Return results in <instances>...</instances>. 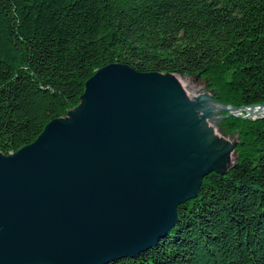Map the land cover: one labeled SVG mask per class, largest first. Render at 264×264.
I'll return each mask as SVG.
<instances>
[{
    "label": "trees",
    "instance_id": "trees-1",
    "mask_svg": "<svg viewBox=\"0 0 264 264\" xmlns=\"http://www.w3.org/2000/svg\"><path fill=\"white\" fill-rule=\"evenodd\" d=\"M110 63L261 104L264 0H0V152L32 142ZM218 131L237 138L227 173L204 176L155 246L107 264H264V117L230 115Z\"/></svg>",
    "mask_w": 264,
    "mask_h": 264
},
{
    "label": "water",
    "instance_id": "water-1",
    "mask_svg": "<svg viewBox=\"0 0 264 264\" xmlns=\"http://www.w3.org/2000/svg\"><path fill=\"white\" fill-rule=\"evenodd\" d=\"M200 96L217 108L213 127L176 74L97 69L76 106L32 142L0 152V264H107L155 246L204 176L237 159V138L216 133L220 120L264 117L245 112L264 102Z\"/></svg>",
    "mask_w": 264,
    "mask_h": 264
},
{
    "label": "rangeland",
    "instance_id": "rangeland-1",
    "mask_svg": "<svg viewBox=\"0 0 264 264\" xmlns=\"http://www.w3.org/2000/svg\"><path fill=\"white\" fill-rule=\"evenodd\" d=\"M176 77L178 79V81L181 84V87L184 89V91L187 93V95L189 97H201L200 95H202L206 90L205 87V82L204 80H202L199 77H190V76H180L176 74ZM209 92V91H208ZM204 99V98H202ZM216 133L219 137H221L222 139H224L225 141L231 143L233 141V139L236 136H231V135H223L222 133H220L218 131V126H216L215 128ZM235 160V155H231V163Z\"/></svg>",
    "mask_w": 264,
    "mask_h": 264
},
{
    "label": "bare ground",
    "instance_id": "bare-ground-1",
    "mask_svg": "<svg viewBox=\"0 0 264 264\" xmlns=\"http://www.w3.org/2000/svg\"><path fill=\"white\" fill-rule=\"evenodd\" d=\"M216 109L217 108H212L211 104L206 100V98H204V99L201 100V104L197 108V110L200 111L201 113L206 112L208 116L211 115V113L214 112V110H216ZM245 112L246 113H249L252 116H261V115H264V104L263 105H260V106H257V107H253V108L246 109ZM210 117L211 116H209L207 118L208 124H209V126H212L213 127V123L210 121Z\"/></svg>",
    "mask_w": 264,
    "mask_h": 264
}]
</instances>
